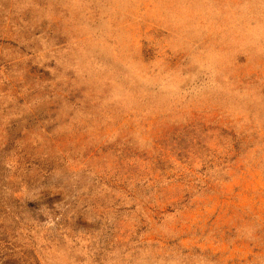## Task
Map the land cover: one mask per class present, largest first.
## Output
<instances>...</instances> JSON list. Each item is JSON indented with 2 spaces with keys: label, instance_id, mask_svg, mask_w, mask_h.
Masks as SVG:
<instances>
[{
  "label": "rangeland",
  "instance_id": "374dc122",
  "mask_svg": "<svg viewBox=\"0 0 264 264\" xmlns=\"http://www.w3.org/2000/svg\"><path fill=\"white\" fill-rule=\"evenodd\" d=\"M0 264H264V0H0Z\"/></svg>",
  "mask_w": 264,
  "mask_h": 264
}]
</instances>
